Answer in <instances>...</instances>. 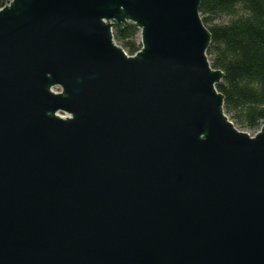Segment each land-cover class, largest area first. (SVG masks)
Masks as SVG:
<instances>
[{
	"label": "water",
	"instance_id": "1",
	"mask_svg": "<svg viewBox=\"0 0 264 264\" xmlns=\"http://www.w3.org/2000/svg\"><path fill=\"white\" fill-rule=\"evenodd\" d=\"M201 1L0 8V264H264V124L224 114Z\"/></svg>",
	"mask_w": 264,
	"mask_h": 264
},
{
	"label": "trees",
	"instance_id": "2",
	"mask_svg": "<svg viewBox=\"0 0 264 264\" xmlns=\"http://www.w3.org/2000/svg\"><path fill=\"white\" fill-rule=\"evenodd\" d=\"M8 1L0 0V8ZM199 13L211 35L209 64L224 74L216 87L224 114L253 136L264 124V0H202ZM112 35L127 56L140 50V34L130 24L114 27Z\"/></svg>",
	"mask_w": 264,
	"mask_h": 264
},
{
	"label": "rangeland",
	"instance_id": "3",
	"mask_svg": "<svg viewBox=\"0 0 264 264\" xmlns=\"http://www.w3.org/2000/svg\"><path fill=\"white\" fill-rule=\"evenodd\" d=\"M53 92H58V89L56 88L55 90H53ZM235 128H237V127H235ZM238 130H240V131H242L241 129H239V128H237ZM244 131V130H243ZM246 132V131H245ZM247 133V132H246ZM249 134V133H248ZM250 135V134H249ZM250 136H252V135H250Z\"/></svg>",
	"mask_w": 264,
	"mask_h": 264
}]
</instances>
